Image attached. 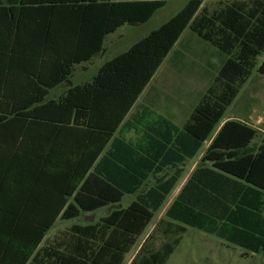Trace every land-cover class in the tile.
<instances>
[{
  "label": "trees",
  "instance_id": "16d2710c",
  "mask_svg": "<svg viewBox=\"0 0 264 264\" xmlns=\"http://www.w3.org/2000/svg\"><path fill=\"white\" fill-rule=\"evenodd\" d=\"M204 1L188 0L90 83L46 101L102 52L107 36L142 26L165 1L0 0V264H124L181 177L179 165L200 154L264 52V0H218L222 8L198 15ZM186 29L226 56L186 124L145 126L146 149L113 138ZM257 72L264 77V60ZM135 122L139 133L144 119ZM30 130L42 145L51 141L46 151L32 148ZM257 135L239 120L222 124L131 264H166L188 228L264 254V143L242 154ZM125 196L135 199L113 209ZM70 197L77 207L63 211ZM45 200L48 214L31 208ZM100 209L111 211L40 246L57 220Z\"/></svg>",
  "mask_w": 264,
  "mask_h": 264
},
{
  "label": "rangeland",
  "instance_id": "374dc122",
  "mask_svg": "<svg viewBox=\"0 0 264 264\" xmlns=\"http://www.w3.org/2000/svg\"><path fill=\"white\" fill-rule=\"evenodd\" d=\"M224 5L225 1L221 5L218 0H205L198 15L202 9L211 13ZM176 7L175 2L170 0L166 8L158 10L142 26H121L116 32L107 36L103 44V53L86 64L75 66L73 75L78 77V80L82 79L81 82L90 80L96 74L98 68L106 61L128 50L134 43L166 23L175 14ZM225 59L226 56L221 54L216 48L202 41L186 29L149 82L143 95L140 96L136 106L138 108H136L137 113L142 109L150 108L157 113L175 114L176 119L181 124L184 123L193 108L203 98L206 90L212 85ZM263 60L264 52L257 57L250 77L225 111L222 120H239L254 126L259 131L261 130L255 145H258L261 141L264 142V77L257 72ZM84 65L86 70L83 72L81 66ZM70 81L72 83V80ZM74 83L78 82L74 81ZM68 86V84L64 83L62 86L50 90L46 101L57 100ZM171 121L180 126L178 121L173 119ZM208 145L206 144L203 147L204 149L202 148L203 151L198 159L205 152ZM198 159L189 163L187 169L189 170L191 166L193 168L196 167ZM130 199V196H125L118 209L126 208L128 203L130 204ZM110 211L108 209L98 210L93 215L92 221H88L91 216H81L68 221L57 220L53 228L47 233L44 241L58 237L74 224L94 223L100 218L107 216ZM153 223H155L154 220L150 226ZM153 226L154 224L147 230L150 231ZM181 239L180 244L176 247L166 264H264V255L256 254L249 258H241L240 253L243 250L239 247L231 246L227 249L222 240L194 228H188ZM140 240L141 238L125 256L124 262L133 255ZM155 242L158 245L159 241Z\"/></svg>",
  "mask_w": 264,
  "mask_h": 264
},
{
  "label": "crops",
  "instance_id": "0c3cea01",
  "mask_svg": "<svg viewBox=\"0 0 264 264\" xmlns=\"http://www.w3.org/2000/svg\"><path fill=\"white\" fill-rule=\"evenodd\" d=\"M113 2L115 1V2H125V1H156V0H112ZM161 1H165V5H164V7L162 8V9H164V8H166L167 7V5L169 4V1L170 0H161ZM172 1V0H171ZM187 1L188 0H173V2H175V4L177 5V7H176V12H175V14H177L184 6H185V4L187 3ZM174 14V15H175ZM173 15V16H174ZM172 16V17H173ZM171 17V18H172ZM107 38V37H106ZM106 40V39H105ZM104 40V41H105ZM103 53V50H102V52L100 53V54H102ZM99 54V55H100ZM98 56V55H97ZM96 57V56H95ZM93 59V58H92ZM91 59V60H92ZM90 60V61H91ZM111 60V59H110ZM89 61V62H90ZM109 61V60H108ZM107 62V61H106ZM86 63H88V62H86ZM86 63H83V64H86ZM82 65V64H81ZM77 66H79V65H77ZM101 67V66H100ZM100 67L98 68V70L100 69ZM81 70L84 72L85 70H86V67H85V65L84 66H81ZM98 70H97V72H98ZM75 71V67H74V69H73V72ZM97 72H96V74H97ZM95 74V75H96ZM94 75V76H95ZM93 76V77H94ZM92 77V78H93ZM92 78L90 79V80H85V81H83V82H81L82 81V79L81 80H78V77H76V76H74L73 74H72V83H71V81H66L65 82V84H68L69 86L67 87V89L68 88H70L71 86H77V85H84V84H87V83H90L91 82V80H92ZM74 81H77L78 83H74ZM73 84V85H72ZM148 86V85H147ZM147 86H146V88H147ZM146 88L144 89V91L142 92V94L140 95V96H142L143 95V93L145 92V90H146ZM67 89H65V90H63V92L61 93V95L60 96H62L65 92H66V90ZM49 95V94H48ZM47 95V96H48ZM59 96V97H60ZM58 97V98H59ZM140 98V97H139ZM139 98H138V100L136 101V103L134 104V106L132 107V109L130 110V112H129V114L126 116V118H125V120L123 121V123L121 124V126L116 130V132L114 133V135H113V138H121V139H124V140H126V141H129V142H131L132 144H137V143H141V145H142V147H144L145 149H146V147L148 146V143H149V139H150V135L149 134H151V133H146L147 131H146V127L145 126H150L151 124H152V126L150 127V129H149V131L151 132V131H153V129L155 130V129H157V128H159V123L158 124H156L157 122L156 121H158L160 118H164V119H166V120H168L169 122H171L174 126H176V127H178V128H182L185 124H186V122H187V120L189 119V116H190V114H189V116H188V118L184 121V123H180V121H178L177 119H176V116H175V114H172V113H170V114H162V113H157L156 111H154V110H152V109H148V108H146V109H142L139 113H137V104H138V101H139ZM49 101H51V100H49ZM54 101H56V100H54ZM137 108V109H136ZM136 110V111H135ZM133 112H134V114H133ZM136 112V113H135ZM173 113H175V112H173ZM143 118L144 119V123H143V128L141 129L142 131L141 132H136L135 131V129L133 128V126H136V122H135V120H137L138 118ZM176 120V121H178L179 123H180V126H177L176 124H174L171 120ZM228 120V119H227ZM227 120H225V121H222L221 122V124L218 126V128L214 131V133L212 134V136H211V138H210V140L206 143V144H210L211 143V141H212V139L215 137V135L217 134V132H218V130L220 129V127L222 126V124L224 123V122H226ZM231 120V119H230ZM245 123V122H244ZM247 124V123H246ZM124 125H126V126H124ZM248 126H250L251 128H253V129H255V130H257L258 131V135H257V137L249 144V146H247L243 151H242V154L243 155H247V154H255L256 153V150H257V147L258 146H260L262 143H264V142H260L258 145H255V142L257 141V139L259 138V136H260V131H259V129H257V128H255L254 126H251V125H249V124H247ZM37 130H30V134H31V136H33V144L31 145L32 146V148H39V147H42V146H44L45 147V151L48 149V147H50V145H51V141H47V142H45V145L43 144L42 145V143L43 142H41L40 140H38L37 139ZM263 132V131H262ZM46 133H47V131H46ZM146 135H148L147 136V138H146ZM175 136V135H174ZM81 143H82V141H80ZM80 142H78V141H76V140H74L73 141V143L72 144H74V143H76V144H78V143H80ZM206 144L204 145V147L206 146ZM110 145H111V143H109L107 146H106V148H105V150H108V149H110ZM209 146V145H208ZM204 149V148H203ZM203 149L201 150V152H200V154L202 153V151H203ZM206 151V150H205ZM199 154V155H200ZM204 154V153H203ZM202 154V155H203ZM199 155L198 156H196L195 158H193V159H189V160H187L185 163H184V166H182V165H179V168L180 169H182L183 170V173H182V175H181V177L179 178V180H178V182L176 183V185H175V187H174V189H173V191H172V193L170 194V196L168 197V199H167V201H166V203L164 204V206L162 207V209L159 211V213H157L156 214V216H155V219H154V222L155 223H153L154 224V226L152 227V229L150 230V231H148V230H146L145 231V233H147V234H143L142 235V237H141V240H140V242L138 243V246H137V248L134 250V252H133V255L130 257V259H128L126 262H124V264H131V262H132V260H133V258H134V256L136 255V253H137V251H138V249L141 247V245L143 244V242L148 238V236L153 232V230H154V228H155V226H156V223L158 222V220H160L162 217H163V215H164V213H165V211L167 210V208L170 206V204L173 202V200L177 197V195L179 194V192L181 191V189L183 188V186L186 184V182L188 181V179H189V177L191 176V174L193 173V171L197 168V166L196 167H194L193 168V166H191L190 168H189V170L187 169V166H188V164L189 163H191L192 161H196L197 159H198V157H199ZM201 155V156H202ZM200 156V157H201ZM200 159V158H199ZM198 159V160H199ZM198 164H199V161H198ZM131 197V199H130V203H132V201H134V199H135V197L134 196H130ZM260 198H261V200L263 201L262 203H263V206H262V208H261V214L259 215L260 216V218H261V221H260V223H261V225L264 227V194H260ZM37 199H35V201H36ZM40 203L39 204H37V202H36V204H34V206H32L31 208L32 209H40V210H45L44 212H42V213H44V214H48V212H47V210H50V208H49V200H45V201H39ZM257 202H260V199H257ZM128 205H129V203H128ZM68 206H72L71 208V210H73V208H75V207H77V205L75 204V202L73 201V198L72 197H70V198H68L67 199V203H66V205H65V207L63 208V211H65L67 208H68ZM121 206V204L119 205V206H115V208L114 209H118V207H120ZM63 211L60 213V214H62L63 213ZM97 212V211H96ZM95 212V213H96ZM95 213H84V212H82L81 210H79L78 211V215L81 217V216H84V217H86V216H93V215H95ZM50 214H52V212H50ZM160 216V217H159ZM258 216V215H257ZM159 217V218H158ZM55 224V223H54ZM54 224H53V226H54ZM152 224V225H153ZM151 225V226H152ZM53 226L50 228V230L53 228ZM150 226V227H151ZM150 227H148L147 229H150ZM49 230V231H50ZM48 231V232H49ZM47 232V233H48ZM47 233L45 234V237H46V235H47ZM45 237H44V239H43V241H42V243H41V247H44V246H48V245H50V244H52L53 243V240L55 239H52V240H47L46 242L44 241L45 240ZM52 238H53V236H52ZM158 237H156V239L153 241V245L156 247V246H159L160 245V242H161V240H159V239H157ZM159 241L158 242V245H156V242L155 241ZM182 240V239H181ZM43 242H45V244H43ZM43 244V245H42ZM180 244V243H179ZM231 246H233V245H230V244H227L226 245V243H225V247L227 248V249H229ZM237 247V246H236ZM240 248V247H239ZM176 249V248H175ZM240 249H242V248H240ZM243 250V249H242ZM175 251V250H174ZM244 253H247L248 255H247V257H242V254H244ZM173 254V253H172ZM171 254V255H172ZM259 254H262V253H259ZM254 255H256L255 253H249V252H247V251H245V250H243L241 253H240V256H241V258H249V257H252V256H254ZM262 255H264V254H262ZM171 257V256H170ZM169 257V258H170ZM169 260V259H168ZM125 261V260H124ZM167 263V262H166Z\"/></svg>",
  "mask_w": 264,
  "mask_h": 264
},
{
  "label": "water",
  "instance_id": "95a60500",
  "mask_svg": "<svg viewBox=\"0 0 264 264\" xmlns=\"http://www.w3.org/2000/svg\"><path fill=\"white\" fill-rule=\"evenodd\" d=\"M93 220V216L88 218V221H92Z\"/></svg>",
  "mask_w": 264,
  "mask_h": 264
}]
</instances>
